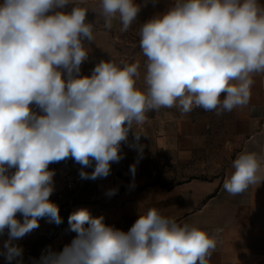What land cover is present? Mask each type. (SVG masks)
<instances>
[{
	"label": "clouds",
	"instance_id": "9594fccd",
	"mask_svg": "<svg viewBox=\"0 0 264 264\" xmlns=\"http://www.w3.org/2000/svg\"><path fill=\"white\" fill-rule=\"evenodd\" d=\"M100 7L104 27L111 29L118 17L122 32L141 11L135 0H101ZM88 12L74 0L0 3V235L8 236L0 255L7 264H24L23 248L14 241L38 229L40 219L62 222L50 200V164L71 158L81 165V179L106 178L146 113L199 107L220 116L246 106L252 74L264 73V6L258 0H174L144 22L146 91L136 86L139 62L101 60L91 75L80 74L88 59L84 41L94 39ZM140 137L134 132L129 144L138 153ZM138 162L129 169L133 179ZM233 168L223 184L230 195L264 182L255 152H241ZM68 225L75 233L70 243L59 251L48 246L31 264H209L217 244L215 236L156 208L126 232L87 208L72 212Z\"/></svg>",
	"mask_w": 264,
	"mask_h": 264
},
{
	"label": "crops",
	"instance_id": "0c3cea01",
	"mask_svg": "<svg viewBox=\"0 0 264 264\" xmlns=\"http://www.w3.org/2000/svg\"><path fill=\"white\" fill-rule=\"evenodd\" d=\"M135 2L141 11L129 29L122 32L118 17L113 19L111 29L104 27L101 0H74L89 9L87 20L94 24L93 41H84L88 59L81 65V75H87L84 72L101 60L139 62L136 86L146 91L147 58L140 47V27L166 11L174 0H157L155 6L151 0ZM258 3L264 6V0ZM72 7L69 4L64 10ZM252 79L249 103L235 108L239 145L235 149L231 144L223 148L227 155L223 163L215 159L214 131L205 125L201 109L193 107L191 112L182 113L172 107L148 112L144 124H133L128 142L121 146L124 158L111 165V174L106 178L84 179L70 191L66 183L72 175L79 174L81 165L71 158L50 164L49 169L55 172L53 194H63L62 199L52 201L59 207L61 220L77 209L87 208L93 217L103 216L105 224L126 232L139 215L156 208L178 224L187 223L215 236L217 244L209 264H264V182L253 184L238 195H230L223 187L234 172L233 161L244 151L257 153L259 174L264 175V73H254ZM134 132L141 135L142 153L129 146L134 143ZM137 160L133 179L129 169ZM93 170L84 168L88 173ZM109 189L118 191L109 197ZM18 219L22 221L23 217L18 215ZM39 225L14 241L23 248L24 264H31L27 261L29 252L38 259L48 246L59 251L75 236L68 231L69 225L57 229V224L47 217L40 219ZM6 239L7 234L0 235V249ZM0 264H7L2 255Z\"/></svg>",
	"mask_w": 264,
	"mask_h": 264
},
{
	"label": "rangeland",
	"instance_id": "374dc122",
	"mask_svg": "<svg viewBox=\"0 0 264 264\" xmlns=\"http://www.w3.org/2000/svg\"><path fill=\"white\" fill-rule=\"evenodd\" d=\"M92 68H89L88 71H85L84 74L91 75ZM223 95V94H222ZM223 98V97H222ZM201 111L205 114L204 123L206 126H209V130L214 131L213 140L216 145L215 159L223 163L227 159L226 153L223 151V148L228 144H231L235 149L239 145V125L235 121V109L231 112H224L222 115L217 116L215 111H206L200 108Z\"/></svg>",
	"mask_w": 264,
	"mask_h": 264
},
{
	"label": "built area",
	"instance_id": "2783aa9c",
	"mask_svg": "<svg viewBox=\"0 0 264 264\" xmlns=\"http://www.w3.org/2000/svg\"><path fill=\"white\" fill-rule=\"evenodd\" d=\"M87 1H94V0H87ZM83 181H84V179H81L79 174L72 175L70 177V179H68V181L66 183L67 189L70 190V191H73L79 185H81L83 183ZM62 198H63V194H61V193L52 194L50 196V200L51 201H53V200H60ZM18 215H20V214H17V218H18ZM4 234H7V231H5ZM32 259H37V258L35 256H33V254L31 252H29L27 254V261H29L31 263Z\"/></svg>",
	"mask_w": 264,
	"mask_h": 264
},
{
	"label": "trees",
	"instance_id": "16d2710c",
	"mask_svg": "<svg viewBox=\"0 0 264 264\" xmlns=\"http://www.w3.org/2000/svg\"><path fill=\"white\" fill-rule=\"evenodd\" d=\"M65 225H68V218H67V216L64 219H62V222L60 224H57V227L56 228L58 229V227H63Z\"/></svg>",
	"mask_w": 264,
	"mask_h": 264
}]
</instances>
